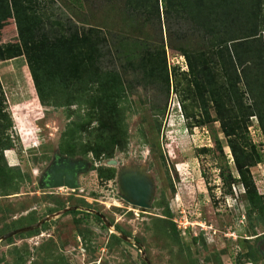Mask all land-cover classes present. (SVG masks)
Segmentation results:
<instances>
[{
	"label": "rangeland",
	"instance_id": "1",
	"mask_svg": "<svg viewBox=\"0 0 264 264\" xmlns=\"http://www.w3.org/2000/svg\"><path fill=\"white\" fill-rule=\"evenodd\" d=\"M43 2L48 20L80 27L98 25L108 34L111 54L106 50L103 64L121 73L131 104L126 115L128 145L115 149L118 164L113 169L119 176L124 170L145 166L154 191L148 208L141 210L124 201L118 176L103 180L99 175L98 167L110 166L109 159H95L92 153L72 159L87 163L77 175V188H47L44 176L56 158L66 157L63 133L77 119L73 110L79 107L42 105L26 58L4 60L0 71L4 67L29 70L36 94L16 96L19 84L14 81L1 86V114L10 116L6 132L15 147L9 152L13 165L7 161L5 170L0 166V237L51 218L35 229L0 240V264H148L147 259L149 264H264V213L251 210L244 186L234 179L239 177L238 169L214 108L210 109L213 121L197 125L196 119L205 117L192 106L188 117L176 90V85L187 86L189 68L171 44L199 40L191 34L181 39L179 32L164 30L162 43L170 72L179 66L167 90L158 80L147 84L140 80L141 74L128 63L126 55L136 52L138 42L125 37L130 27L122 7L113 8L104 0H81L82 6L72 0ZM7 27L0 33V45L17 38L16 29ZM153 29L149 24L135 37L147 32L154 40ZM245 136L261 155V161L250 167V175L264 202V136L258 117L250 118ZM95 212L104 214L112 227ZM251 246L258 253L249 259L245 253Z\"/></svg>",
	"mask_w": 264,
	"mask_h": 264
},
{
	"label": "trees",
	"instance_id": "2",
	"mask_svg": "<svg viewBox=\"0 0 264 264\" xmlns=\"http://www.w3.org/2000/svg\"><path fill=\"white\" fill-rule=\"evenodd\" d=\"M75 2L82 6L81 0H72ZM104 2L113 8L122 7L126 13L130 30L125 37L138 42L136 52L131 53L132 57L128 53L126 58L146 84L158 80L169 90L171 75L179 68L173 66L170 72L166 45L162 43L164 30L179 32L181 39L191 34L199 40L171 44V49L186 58L189 68L185 71L189 78L187 86L176 85V90L182 95L188 117L189 106L197 107L205 117L196 119L197 125L213 121L210 109L214 108L215 120L228 137L238 169L239 177L234 179L244 186L251 210H258L262 215L264 202L250 175V167L261 161V155L257 154L254 144L245 140V134L250 118L256 116L264 136V0ZM45 3L43 0H0V33L8 29L7 25L17 32L13 42L0 45V61L18 56L26 58L42 105L79 107L73 110L77 119L69 122L63 133L64 154L75 157L92 153L95 159H110L116 148L124 150L128 145L126 115L131 104L129 87L121 73L103 64L105 53L111 54L109 36L98 25L80 27L60 19L48 20ZM149 24L154 26L159 39L153 40L147 32L143 37H135L138 30L144 32ZM111 36L117 38V34ZM28 71L1 69L4 84L11 81L19 84L16 96L33 98L36 94ZM13 96L11 93L12 99ZM3 103H0V113ZM1 115L0 166L5 170L8 167L5 150L13 149L15 144L6 132L5 121L10 123V116ZM98 168L103 180L115 176L111 166L100 164ZM222 173L224 181L230 182ZM256 252L251 246L245 255L252 259Z\"/></svg>",
	"mask_w": 264,
	"mask_h": 264
},
{
	"label": "water",
	"instance_id": "3",
	"mask_svg": "<svg viewBox=\"0 0 264 264\" xmlns=\"http://www.w3.org/2000/svg\"><path fill=\"white\" fill-rule=\"evenodd\" d=\"M64 158L66 163L54 165L48 171L46 178L47 188L65 186L74 189L79 186L77 183V175L80 173V171L87 167V163L83 160H71L67 156ZM115 162V159H109L107 164L111 165ZM118 180L123 192L121 196L124 200L133 205L141 206L143 209L151 206L150 202L153 197L154 186L152 184L151 176L146 172L145 167L135 168L134 170H124L119 173ZM95 213L105 220L108 227H112L111 223L106 221L104 214L100 212ZM50 218V216H47L34 225L11 230L10 232L3 234L0 237V240H4L16 234L35 229ZM119 235L124 239H128V237L124 234L119 233ZM147 263L149 264L148 259Z\"/></svg>",
	"mask_w": 264,
	"mask_h": 264
},
{
	"label": "flooded vegetation",
	"instance_id": "4",
	"mask_svg": "<svg viewBox=\"0 0 264 264\" xmlns=\"http://www.w3.org/2000/svg\"><path fill=\"white\" fill-rule=\"evenodd\" d=\"M66 156H68V155H66ZM65 156H60V157H58V158H56V159H58L56 162H55V164L54 165H60V164H64V163H66V160H65V158H64ZM68 158H70L71 160L72 159H74L75 157H69L68 156ZM60 159V160H59ZM110 159H114L113 157L112 158H110ZM117 164H118V162L116 161L114 164H111L110 166L111 167H114V166H117ZM54 165H52V166H50L49 167V169H51ZM139 167H145V166H137L136 168H139ZM48 169V170H49ZM135 168H133V170H134ZM145 169H146V167H145ZM47 170V171H48ZM146 172H147V169H146ZM148 173V172H147ZM116 172H115V176L113 177V178H115L116 177ZM118 176V175H117ZM46 178H47V174H45V176H44V183L43 184H46ZM113 178H110V179H113ZM151 179H152V177H151ZM152 184H153V186H154V181H153V179H152ZM123 193V192H122ZM124 201H126V200H124ZM127 202V201H126ZM129 203V202H128ZM131 204V203H130ZM133 205V204H132ZM133 206H135V207H137V208H140L141 210L143 209L141 206H138V205H133ZM96 216H98L99 218H101V219H103L102 217H100L99 215H97L96 214ZM103 221L105 222V220L103 219ZM106 221H108L107 220V218H106ZM106 223V222H105ZM263 252H264V246H263Z\"/></svg>",
	"mask_w": 264,
	"mask_h": 264
},
{
	"label": "crops",
	"instance_id": "5",
	"mask_svg": "<svg viewBox=\"0 0 264 264\" xmlns=\"http://www.w3.org/2000/svg\"><path fill=\"white\" fill-rule=\"evenodd\" d=\"M2 61H4V60H1L0 62H2ZM0 83H1V86H2L3 83H4V82H3V79H2V77H1V71H0ZM2 87H3V86H2ZM3 111H4V110H2L1 113H2ZM1 113H0V122L3 121ZM11 117H12V116H11ZM10 151H11V153H12L13 149H7V150L5 151V156H6V159H7L8 163H9V165H13V164L10 162V161H13V159L10 157L11 154H9Z\"/></svg>",
	"mask_w": 264,
	"mask_h": 264
}]
</instances>
